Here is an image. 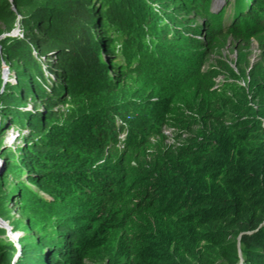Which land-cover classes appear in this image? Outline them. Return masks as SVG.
<instances>
[{"label":"trees","instance_id":"obj_1","mask_svg":"<svg viewBox=\"0 0 264 264\" xmlns=\"http://www.w3.org/2000/svg\"><path fill=\"white\" fill-rule=\"evenodd\" d=\"M183 1L192 7L184 12L204 18L212 44L219 31L264 29V0L241 3L228 28L210 11V0H169L177 7ZM0 20L18 30L0 39V64L12 72L0 86V215L15 202L25 220L11 227L40 232L36 239L16 236L14 245L0 238V264H264V123L254 118L243 89L229 110L220 99L197 95L195 112L208 131L175 150L144 154L149 140L140 143L138 130L115 123V112L124 119L115 107L124 106L115 100L97 28L110 24L119 34L124 77L146 75L165 90L153 121L147 119L148 135L170 93L207 80L202 60L194 59L204 42L195 27L173 16L165 30L139 0H0ZM176 50L184 56L174 69ZM250 76L259 79L255 71ZM27 99L34 103L29 109ZM151 109L136 114L148 117ZM178 120L184 127L193 122ZM12 127L18 141L2 147ZM120 146L113 161L109 152ZM133 159L138 166L130 165ZM7 177L15 184L4 190ZM147 213L165 214L168 236L145 222Z\"/></svg>","mask_w":264,"mask_h":264},{"label":"rangeland","instance_id":"obj_2","mask_svg":"<svg viewBox=\"0 0 264 264\" xmlns=\"http://www.w3.org/2000/svg\"><path fill=\"white\" fill-rule=\"evenodd\" d=\"M8 1L10 2V0ZM139 1L143 7L144 14L152 12L153 19L157 18L158 24L160 22L171 24L168 21L174 16V19H177L178 21L182 20L183 22H186V24L195 27L197 37L204 42L196 49L198 55H196L194 59H198V61L202 60L200 62V65H202L201 73L207 79L206 81L203 80L201 86L197 87V89L192 86V83H190L186 88L185 86H180L176 95L170 93V99H168V102L166 101V103H164L167 106V110L158 120L157 124L152 127V131H148L147 135V133H145V128L150 126L149 123L153 121L154 116L157 114V110L161 107V105L158 104V101L161 98L163 99L162 95L165 94V90L163 87H160L159 84H156L155 80H152L146 75L142 76L141 74H136L134 76L128 75L127 77H124L123 66L126 64L122 60V64L120 63L117 65V58L121 55V52L119 53L116 50L119 49V43H117V37L119 34H116L113 30L110 31V24L109 26L102 25L97 28L98 36L102 35V39L104 40L102 59L105 61V66L108 69L107 72L110 78V84L113 87L117 86V96L115 100L124 106V108H121L120 106L115 107L121 112L124 111V119L118 116V112L113 113L115 123L117 125H124V128L126 126L124 129L125 132H127L128 125H131L135 130H138L139 133H137V135L139 137L141 136L139 139L140 143L149 140L151 143L150 150L144 152V154H151L149 152L156 153L157 151L165 152L175 150L176 147L189 143V140L194 139L197 135L198 140L202 139L201 133L208 131V127L207 125L206 128L204 127L202 118H200L199 113L195 112V107L200 101V98L197 95L200 93H205L207 97H210L209 103H214L220 99V101L223 102V109L229 110L228 104L233 100V94L237 89H243L245 95H247L246 105L251 107L254 112H257V115L254 116V118H257L264 123V104L259 102L261 97L264 98V89L259 87L257 90H254V87L258 83L264 84V29L262 27H252L251 31L246 30L239 33H230L227 29L225 31H219L220 36L217 37L215 43L212 44L211 40L206 37L209 32V27L204 26V18L194 11L184 12L183 9L192 10V7H188L189 5L184 1L179 7L169 2V0ZM248 2L249 0H210V11L215 14L219 13L223 23L226 25L225 27L228 28V25L231 24L233 19L238 17L237 11L241 3L243 4V8H246ZM135 4L136 3L134 2V5ZM170 5H174V7H170ZM166 17L168 18V21ZM141 24L140 31H143L144 28H148L145 27L146 22H141ZM153 27L156 29L155 25ZM164 29H167V24H165ZM148 31L152 32V28L150 30L149 27ZM17 35L18 30L16 25L12 26L9 30H6L0 20V39L4 36L15 37ZM131 35L132 34L128 33L127 37L130 38ZM143 35L145 38L147 37L144 31ZM147 43L149 42L146 41L145 44ZM113 45L115 48H113ZM178 50L172 54L173 59L170 60L172 61L174 69L179 67L180 62L183 59L182 57L184 56L183 52ZM170 52V50H167V54ZM54 61L55 60H52V63H54ZM128 67H130V65H128ZM48 68L53 69L52 66H49ZM253 71L258 73L259 79L257 81H254L250 76V72ZM11 76L12 72L8 66L2 62L0 64V86L3 85L4 82H7ZM119 96L122 97L120 98ZM234 97L235 99L237 98V100L240 99L238 96ZM253 97H257L256 100H254ZM165 98L167 99V97ZM143 101H146L145 105L142 104ZM24 102L26 103L25 108L28 109L34 104L28 99ZM142 106H151L152 109L149 112L148 117L137 115ZM183 116L193 118V122L189 127H184V125L179 122L178 119ZM147 119H151L150 122H148ZM134 120L136 121V124H133ZM231 123H233V121ZM15 136H17V128L12 127L11 129L5 130L1 146L14 145L18 141V136L15 141L13 140ZM121 137H124V135ZM121 151H123V147L120 146L118 150L109 152L114 158L113 161H116V158H118ZM134 159L131 160L130 165L136 167L138 166V162H134ZM13 184H15V180H13L12 177H7L4 190L11 187ZM17 206L18 205L15 204V202L4 206L1 209L0 215V222L2 223V227H0V230H2L0 238L10 242L12 245L15 244L14 238L16 236L23 237L25 234L27 235V239H36L40 235L39 231L24 228L23 225L22 230L11 227V222L16 221L17 223L23 224V221L25 220L24 215L19 211ZM162 215L165 214L147 213L145 215V222L151 224L153 229L158 233H162L163 235L166 234L165 236H168V230L164 228L169 220ZM113 235L114 237L116 236V234ZM235 247L237 251L241 247L238 239L235 241ZM220 249L225 251V246ZM221 250L218 251L219 255H222ZM216 255L218 254L216 253ZM233 261H239L238 263H241V256L234 253ZM218 262V260H215L213 264Z\"/></svg>","mask_w":264,"mask_h":264},{"label":"water","instance_id":"obj_3","mask_svg":"<svg viewBox=\"0 0 264 264\" xmlns=\"http://www.w3.org/2000/svg\"><path fill=\"white\" fill-rule=\"evenodd\" d=\"M0 227H2V223L0 222Z\"/></svg>","mask_w":264,"mask_h":264}]
</instances>
